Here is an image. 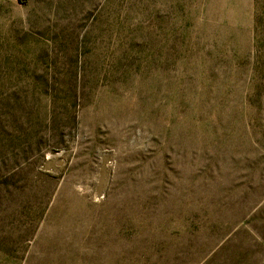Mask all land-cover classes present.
Masks as SVG:
<instances>
[{"label":"rangeland","instance_id":"374dc122","mask_svg":"<svg viewBox=\"0 0 264 264\" xmlns=\"http://www.w3.org/2000/svg\"><path fill=\"white\" fill-rule=\"evenodd\" d=\"M0 264H264V0H3Z\"/></svg>","mask_w":264,"mask_h":264},{"label":"crops","instance_id":"0c3cea01","mask_svg":"<svg viewBox=\"0 0 264 264\" xmlns=\"http://www.w3.org/2000/svg\"><path fill=\"white\" fill-rule=\"evenodd\" d=\"M3 0H0V3L2 2Z\"/></svg>","mask_w":264,"mask_h":264}]
</instances>
